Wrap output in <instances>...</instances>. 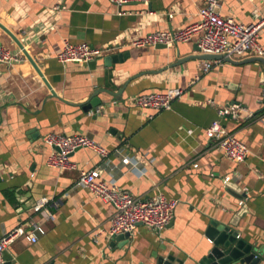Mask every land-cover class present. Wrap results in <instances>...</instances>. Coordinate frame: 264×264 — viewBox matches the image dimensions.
Here are the masks:
<instances>
[{
  "label": "crops",
  "instance_id": "crops-1",
  "mask_svg": "<svg viewBox=\"0 0 264 264\" xmlns=\"http://www.w3.org/2000/svg\"><path fill=\"white\" fill-rule=\"evenodd\" d=\"M218 2L224 17L243 23L264 19V0ZM203 5L204 0H151L149 6H119L111 0H0V21L21 39L57 94L24 54L18 61L0 63V238L18 227L26 234L34 225L45 229L36 231L34 241L26 234L16 238L4 252L6 263L151 264L153 253L167 252L192 262L211 246L206 235L211 220H234L240 237L258 242L264 254V62L245 55L204 71L203 60L222 55L188 59L203 54L194 50L198 36L166 49L132 43L198 21ZM65 41L110 48L104 55L129 56L112 66L102 57L62 63L57 55ZM258 41L264 47V27ZM0 42L21 50L1 28ZM178 87L183 94L171 109H142L132 102L136 95ZM97 89H104L98 95L102 104L83 110L81 103ZM232 104L240 105L237 117L219 115V108ZM214 120L246 143L250 153L245 161H232L208 138ZM53 131L83 134L110 151L123 147L142 158L147 171L140 175L122 167L111 153L110 161L118 167L102 170L100 179L117 178L119 187L134 197L178 199L169 226L157 232L139 224L127 244L112 246L113 206L88 188L75 187L80 169L96 168L104 158L80 148L71 155L77 168L49 166L52 148L44 139ZM234 174L240 178L226 187L224 177ZM43 196L50 199L54 219L34 209ZM243 207L246 211L239 214Z\"/></svg>",
  "mask_w": 264,
  "mask_h": 264
},
{
  "label": "built area",
  "instance_id": "built-area-1",
  "mask_svg": "<svg viewBox=\"0 0 264 264\" xmlns=\"http://www.w3.org/2000/svg\"><path fill=\"white\" fill-rule=\"evenodd\" d=\"M121 6L126 4L139 3L149 6L151 0H111ZM218 0H204V5L198 11L199 20L179 29L156 31L144 37L137 38L132 43L137 47L151 46L158 44L166 45L168 48L181 42H189L199 37L198 46L201 53L210 55H222L214 60H203V70L208 71L215 63H221L228 58L234 59L245 55H253L264 59V47L259 43L261 29L264 27V19L257 23H243L233 17H224L218 11ZM56 8H59L58 5ZM173 14H170L172 17ZM111 49H100L91 47L87 42L71 43L64 42L63 49L57 55L62 62L86 63L95 57L104 54ZM22 50L14 52L0 42V63H11L18 61L22 56ZM183 89L170 88L163 92H151L136 95L132 98L135 106L142 109L167 110L171 109L173 102L180 98ZM240 105L232 104L218 109L220 116H238ZM99 111V110H98ZM206 134L213 140L225 155L234 162L240 163L246 160L250 153L249 147L238 139L234 134L219 121L214 120L207 128ZM45 143L52 148L48 158V165L60 171L77 168L71 155L80 148H90L104 158L102 164L93 169H80L79 178L75 187L88 188L94 195L110 203L114 212L111 217L109 236L133 233L139 224L161 232L166 229L178 205V199H168L163 196L153 198L134 197L127 191H123L117 184V178L110 181L101 180L102 170L114 171L118 165L110 161V154L120 159V165L127 170H133L143 175L147 169L144 161L138 155H131L123 147L110 151L100 145L94 139L83 135H69L62 132H50L45 137ZM198 167V163L193 164ZM240 178L239 175H227L224 177V185ZM242 199L239 204L244 205ZM50 199L46 196L37 199L34 209L43 213L47 218L54 219L53 213L48 208ZM37 232L45 233L42 226L34 225V230L28 232L21 228H15L5 232L0 238V264H6L4 252L8 246L18 237L25 235L34 241L37 239Z\"/></svg>",
  "mask_w": 264,
  "mask_h": 264
},
{
  "label": "water",
  "instance_id": "water-1",
  "mask_svg": "<svg viewBox=\"0 0 264 264\" xmlns=\"http://www.w3.org/2000/svg\"><path fill=\"white\" fill-rule=\"evenodd\" d=\"M0 28L4 30L18 45L22 50L23 54L30 60L36 69L39 76L42 78L46 86L50 89L51 93L56 96V91L52 86L51 82L48 80L42 69L39 67L35 59L32 57L28 49L25 47L21 39L4 23L0 21ZM158 49H166L167 46L163 44H158L156 46ZM194 50L196 52L200 51L197 45ZM129 56V52H110L106 55L101 54L97 57L104 58L105 64L107 66H112L113 64L121 63L125 58ZM216 55L210 54H192L188 59H210L215 58ZM220 58V57H218ZM229 62H235L233 59H226ZM249 61L260 60L264 62L261 57H255L247 59ZM246 60V61H247ZM245 61H242V63ZM241 63V62H240ZM104 89H97L91 96V98L81 103L83 110L90 111L93 108H97L102 104V100L98 97L99 93ZM227 187H231L229 183ZM245 207L241 208L238 212L241 214L245 212ZM238 214L235 216L237 217ZM237 226L234 220H230L228 223H220L218 221L211 220L209 226L206 230V235L210 240L211 246L208 248L206 253L199 259H192V262L185 257L178 256L175 253L167 252L165 254L153 253V260L151 264H260L264 254L261 253V246L258 242H248L244 238H241L239 232L234 228ZM131 236V233H123L118 235H113L111 237V245L117 244L118 246H123L127 244ZM9 264V263H6ZM50 264H55L51 262Z\"/></svg>",
  "mask_w": 264,
  "mask_h": 264
}]
</instances>
